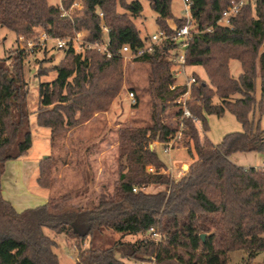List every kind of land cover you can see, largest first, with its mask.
<instances>
[{"label":"trees","instance_id":"16d2710c","mask_svg":"<svg viewBox=\"0 0 264 264\" xmlns=\"http://www.w3.org/2000/svg\"><path fill=\"white\" fill-rule=\"evenodd\" d=\"M74 1L63 3L68 8ZM81 1L82 14L70 19L48 0H0V26L19 37H31L38 28L51 37H60L67 30H86L85 41L96 43L103 37L102 23L108 27L113 56L88 47L78 52L74 41L69 40L65 58L49 69L56 73L55 78L40 83L36 122L50 129L52 136L107 110L123 85V56L119 50L125 44L132 49L145 45L135 22L144 9L140 0ZM148 1L158 15L159 28L165 32L172 34L187 22L185 15L174 16L172 0ZM229 1L192 0L190 12L201 32L193 35L186 62L202 66L208 81L200 79L199 85H193V99L187 104L205 130L206 114L222 116L227 110L243 130L227 133L215 144L208 137L201 139L197 123L184 118V136L187 145L193 144L189 152L196 160L178 178L163 172L166 164L149 144L156 139L165 142L175 133L161 121V114L175 106L187 87L170 88L175 82L170 59L174 44L156 46L153 52L134 59L152 66L153 125L119 130V177L112 198L98 204L67 206L73 197L65 194L58 213L53 211L51 200L19 212L4 197L2 179L7 162L29 153L33 134L29 85L24 74L28 53L16 50L0 58V264H61L53 249L56 241L45 228L76 239V264H127V259L136 264H231L230 253L239 250L247 253L241 264H255L256 256L264 252V169L238 165L231 157L237 152L264 153V0L245 5L231 18V25L219 24ZM207 28L211 30L202 32ZM232 59L241 63L238 78L230 71ZM46 74L39 70V75ZM215 97L221 103H214ZM50 161L39 164L37 182L43 188L51 186ZM148 166H154L156 172H148ZM151 185L163 188L145 191ZM151 228L163 239L155 240ZM105 229L144 237L118 240L109 247L95 246L93 240ZM88 238L91 244L84 248Z\"/></svg>","mask_w":264,"mask_h":264},{"label":"rangeland","instance_id":"374dc122","mask_svg":"<svg viewBox=\"0 0 264 264\" xmlns=\"http://www.w3.org/2000/svg\"><path fill=\"white\" fill-rule=\"evenodd\" d=\"M50 4L59 5L60 0H48ZM132 1V0H127ZM143 4V12L140 17L135 18L137 27L143 37L153 34L159 28L157 24V13L151 8L148 0H140ZM78 4L74 7L73 13L76 16L82 14L83 3L76 0ZM124 11L122 8L118 9ZM172 12L175 17H182L187 12L183 0H172ZM170 24L175 26L170 20ZM87 33L86 30H82ZM45 31L38 28L31 37L17 36L15 32L0 26V58L13 55L16 50L25 49L28 53L24 74L29 85L28 103L30 109V121L33 134V144L29 153L18 160L7 162L4 175L7 195L14 199L18 192L17 187L23 189L17 182L23 181L30 190L37 191L39 195L50 194L53 211L60 212L62 209V197L71 194L72 199L67 201V206H89L98 204L100 201L110 200L113 196L114 186L119 177V130L132 127H151L153 125L152 105L153 96L150 88L152 78V66L149 63L135 61L129 55L123 56L122 71L123 85L118 95L113 99L108 109L96 112L89 120L69 129L67 132L52 136L51 130L38 126L36 122V109L39 104V85L41 82H51L56 73L49 69L59 64L65 58V48L57 47L56 38L41 40ZM75 30H67L64 35L69 39L74 35ZM60 36V37H62ZM34 47L29 48V43ZM78 52H83L86 42L74 41ZM30 49L32 51H30ZM39 70L47 72L46 75H39ZM230 71L233 77L238 78L242 71L241 63L232 59ZM198 73L200 79L208 81L207 74L202 66L187 65L186 74ZM196 73V74H197ZM185 75L178 77L181 83ZM130 91L135 92L133 101L129 95ZM237 97V96H235ZM261 97L260 79L257 81L256 98ZM190 99H193L190 95ZM219 97L213 99L214 103H221ZM179 106L175 104L161 114V121L170 128L177 130ZM208 129L205 130L201 122H198L201 139L208 137L213 143L222 141L223 137L230 132L242 131V124L236 116L226 111L222 116L206 114ZM253 119V112L250 114ZM261 125L264 128V115ZM188 139H183L175 145L172 150L166 152L160 142L155 149L161 160L166 164L162 171L170 173L178 178L189 170L190 164L196 160L191 156L189 150L193 151V144L187 145ZM151 141L150 143L156 142ZM51 159V186L43 188L37 184L36 178L39 175V164L43 160ZM232 161L241 166H260L264 161L263 152H237L231 157ZM35 165V172L32 174L28 185L26 168ZM21 165V166H20ZM38 165V167H37ZM188 165V166H187ZM20 170L21 175L17 172ZM187 170V171H185ZM26 171V173H25ZM20 176V177H19ZM18 180L17 182L15 181ZM25 187V188H26ZM162 186L151 185L145 188L147 192H157ZM15 190H17L15 192ZM10 193V194H9ZM12 203V202H11ZM45 233L56 241L53 248L58 254L61 264H76L78 249L76 239L65 233H56L45 228ZM144 237L142 234H122L111 229H105L93 244L98 247H109L118 240L138 241ZM91 239L88 238L83 247L88 248ZM231 264H241L247 256L244 251H233ZM127 264H136L134 260H125ZM255 264H264V252L258 254L254 260ZM145 264H155L145 262Z\"/></svg>","mask_w":264,"mask_h":264},{"label":"built area","instance_id":"2783aa9c","mask_svg":"<svg viewBox=\"0 0 264 264\" xmlns=\"http://www.w3.org/2000/svg\"><path fill=\"white\" fill-rule=\"evenodd\" d=\"M185 4V11L187 12L185 16L187 17V22L180 28H175V32L172 34H169L165 32L164 30L158 28L156 32H154L151 35H148L145 37V45L137 47L135 49H132L129 44H125L122 46V48L119 50L118 54L121 56L129 55V58L135 59L137 57H140L144 55L145 53H151L156 49V46L161 45L164 42H170L174 44V47L170 49V59L172 61L173 67L172 71L175 77V82L170 85L171 89H175L178 86H186L187 90L183 94H180L175 103L179 106V110L182 111L179 120H178V127L174 134H171L168 137V140L165 142H161L163 144L164 150L166 152H169L174 148V146L183 139L184 137V130L186 128L184 124V118H191L194 122L198 123L199 120L194 114L191 112V110L188 107V100H190V95L192 92L193 85H199L200 84V78L198 75L192 73L191 75L186 74V52L188 50L190 41L195 33L201 32L199 28L197 27L195 20L190 12V8L192 5V0H183ZM255 0H230L228 5L223 9L221 17L218 20L219 24L222 25H231V18L235 17L241 9L249 4L254 3ZM77 2H73L70 7H66L63 3V0H60L59 7L62 12V16L69 17L70 19H73L74 13L73 9L77 5ZM100 16L103 18V13L100 12ZM103 28V37L102 40L96 43H89L85 41V37L87 36V33H84V31H75L74 35L69 39L66 36L62 37H51L46 32L41 36V40H49L52 38H56L57 41V47L59 49H64L67 46V42L69 40L73 41H84L86 42V47L88 48H94L97 51L101 52L102 54L106 55L107 57L113 56L112 51L110 50V37H109V30L108 27L105 26L104 23H102ZM211 28H207L205 30H202V32L210 31ZM29 48H33L34 44L29 43ZM30 49V51H32ZM180 75H185V79L179 83L178 77ZM130 97L133 101L135 100V92L130 91L129 92ZM159 141L153 142L149 144L150 149H155V146L159 144ZM261 168L264 169V161L260 165ZM148 172L155 173L156 168L154 166H148L147 168ZM136 190V189H135ZM150 232H153V238L155 240H162V235L160 233H157L154 228H151ZM77 247V246H76ZM78 249V247H77ZM139 264H145L144 261L140 262Z\"/></svg>","mask_w":264,"mask_h":264},{"label":"crops","instance_id":"0c3cea01","mask_svg":"<svg viewBox=\"0 0 264 264\" xmlns=\"http://www.w3.org/2000/svg\"><path fill=\"white\" fill-rule=\"evenodd\" d=\"M194 74H196L197 72H193ZM241 73V72H240ZM198 75V73L196 74ZM26 156V155H25ZM25 156H22V157H25ZM20 159V158H19ZM18 160V159H16ZM21 166V165H20ZM188 166V165H187ZM252 166V165H250ZM38 167V165H37ZM246 167H249V166H246ZM39 168V167H38ZM27 170V177H26V180H27V183L29 185V181L31 179V176L32 174L35 172V165H30L29 166V169L28 167L26 168ZM187 171V170H185ZM20 175V170L17 171ZM26 173V171H25ZM187 173V172H185ZM183 173V175L185 174ZM5 175V173H4ZM22 176V175H21ZM182 176V175H180ZM20 177V176H19ZM38 178V176H37ZM37 178H36V181H37ZM15 181L17 182L18 180L15 179ZM21 187H23V189L17 187L18 189V192L15 196L14 199L10 198L8 195H7V189H6V185H5V179H4V176H3V179H2V188H3V195L4 197L9 200L10 202H12L13 206L15 207V209L19 212L27 209V208H32V207H36V206H39V205H43L45 203H47L49 200H50V194H44V195H39L37 193V191H34V190H30L28 187H26L23 183V181L19 180L17 182ZM38 184V182H37ZM39 185V184H38ZM40 186V185H39ZM26 187V188H25ZM17 190H15L16 192ZM10 194V193H9Z\"/></svg>","mask_w":264,"mask_h":264},{"label":"water","instance_id":"95a60500","mask_svg":"<svg viewBox=\"0 0 264 264\" xmlns=\"http://www.w3.org/2000/svg\"><path fill=\"white\" fill-rule=\"evenodd\" d=\"M201 236H202L203 239H205V234H202Z\"/></svg>","mask_w":264,"mask_h":264}]
</instances>
